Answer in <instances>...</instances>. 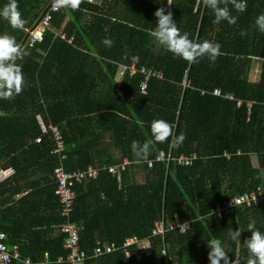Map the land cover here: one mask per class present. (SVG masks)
<instances>
[{"label": "trees", "instance_id": "1", "mask_svg": "<svg viewBox=\"0 0 264 264\" xmlns=\"http://www.w3.org/2000/svg\"><path fill=\"white\" fill-rule=\"evenodd\" d=\"M51 1L17 0L25 27L14 30L0 18V34L21 44ZM100 1L82 0L78 10L56 13L42 40L33 45L26 41L23 48L30 55L16 61L25 87L13 99H0V164L6 162L0 168H13L11 181L24 183L22 188L29 191L18 200L0 198V231L8 235L10 247L18 245L22 257L67 264L55 168L63 163L68 172H75L128 159L121 181L103 171L97 180L76 184L72 220L86 226L82 247L89 254L98 241L121 244L133 236L146 241L150 254L137 245L130 257L119 251L89 257L85 264H209L210 239L221 241L233 264H246L249 253L242 242L250 236L247 224L255 220L264 233V202L220 219L212 209L264 185V63L260 81L250 79L254 60L264 59V33L255 26L256 17L264 14V0H238L241 10L229 4L235 25L214 23L212 10L202 0H172L171 6L167 0ZM7 2L0 0V8ZM159 7L171 11L177 27L193 41L218 42L222 55L215 62L204 57L190 64L154 42L148 31L155 27L153 13ZM241 30L247 33L243 37ZM105 37L113 41L111 47L102 43ZM133 57H138V67L162 73L161 78L148 79L145 93L140 88L143 73L126 69L120 76ZM214 88L253 101L251 114L245 103L238 107L235 100L213 95ZM27 115L36 128L23 136ZM38 115L61 130L65 159L52 154V134L36 142L42 135ZM158 118L172 124L176 135L184 134L180 147L153 140L150 123ZM105 136L111 140L107 147ZM133 141H152L148 159L165 150L174 156L197 153L198 160L191 167L157 163L148 168L146 161L133 157ZM176 217L190 223L186 233L151 235L155 222L169 224ZM236 228L243 232L233 241L230 231Z\"/></svg>", "mask_w": 264, "mask_h": 264}, {"label": "built area", "instance_id": "2", "mask_svg": "<svg viewBox=\"0 0 264 264\" xmlns=\"http://www.w3.org/2000/svg\"><path fill=\"white\" fill-rule=\"evenodd\" d=\"M92 4H101L100 0H85ZM53 10L52 6L45 13L44 18L38 27L30 32V36L27 39V43L33 45L35 42L42 40L43 34L50 29L51 23L54 19L56 13L60 12ZM30 30H28L29 32ZM66 38L65 34L61 36ZM139 59L138 57H133L130 66H123L120 71V76H123L126 69L130 70V74H136L137 72L143 73L144 77L140 82L141 92H146L147 81L150 77L161 78L162 73L160 71L154 70L152 68H146L145 66L138 67ZM185 86H189V80L184 79L182 82ZM205 94V91H202ZM211 93L216 96H222L230 100H235L238 107H242L245 103L248 115L251 114L254 102L239 99L234 93H222L219 88H214ZM42 135L36 139L37 143H41L43 135L52 134L56 145L52 150V154L62 155L61 159H65L66 155H63L65 150V142L63 135L58 126L49 124L47 125L43 118L37 116ZM240 154V153H238ZM224 156L229 159L230 155L224 153ZM198 160L197 153L192 155H180L174 156L171 152L167 153L165 150H160L154 158L146 160V165L148 168H153L157 163H165L168 166L177 165L183 167H191ZM130 164L128 159H124L121 163L117 165L104 166L102 168L89 166L85 170H76L75 172H68L63 163H61L57 168H55V178L57 182L56 193L59 195V201L61 203L62 212L61 217L63 222L61 224L62 232L65 234L64 238V248L69 251L66 258L67 264H85L89 257H101L104 255L116 253L122 251L127 257H130V249L133 246L140 245L145 254L149 255L150 250L146 241L139 239L137 236L126 238L121 244L117 242L103 243L98 241L92 251L84 250L82 247V233L86 230V226L75 222L74 214L76 211V203L78 198V192L75 188L76 184H84V182L97 180L103 171H107L111 175L117 178L118 181L122 180L123 174ZM15 173L12 169L1 171L0 178L7 176L9 174ZM262 202H264V185H259L250 191L242 192L231 196V198L217 203L212 209V214L220 219L224 214L234 213L238 208H253L258 207ZM1 211V208H0ZM190 229V223H182L177 217L175 220L169 224L163 223V221H157L154 223L153 229L151 231L152 236L163 237L167 232L179 230L180 233L184 234ZM8 235L0 231V264H46L48 261H34L31 257H22L19 251L18 245L10 247L7 243ZM162 255H166V251H161ZM59 261H64L63 257H59Z\"/></svg>", "mask_w": 264, "mask_h": 264}, {"label": "clouds", "instance_id": "3", "mask_svg": "<svg viewBox=\"0 0 264 264\" xmlns=\"http://www.w3.org/2000/svg\"><path fill=\"white\" fill-rule=\"evenodd\" d=\"M203 4L212 10L214 23L227 21L230 25L237 23V18L231 15L228 7L231 4L236 10H241L238 0H202ZM82 0H52V8L59 11L62 8L78 10ZM167 5H172V0H167ZM223 5V6H221ZM153 15L156 17L155 27L148 31V35L153 38L166 51L175 57L192 64L199 63L200 59L207 57L215 62L222 55L221 45L207 39L195 42L189 38L188 34L182 33L173 19V13L166 11L164 7L157 8ZM0 18L6 20L14 30H23L26 21L22 18L17 0H8L0 8ZM255 26L258 31L264 33V14H260L255 19ZM247 33L241 30L243 37ZM102 43L111 47L113 41L105 37ZM30 52L16 42L14 37L8 34H0V99L10 100L22 93L25 87V78L22 66L16 61L29 56ZM150 132L156 143L170 142V148H178L183 144L185 136L183 133L176 135L174 126L164 119H154L150 123ZM152 141H133L131 151L137 162L146 161L151 153ZM247 231L250 236L243 239L242 246L249 253L246 264H264V233L256 228V221L252 220L247 224ZM242 230L239 228L230 231L233 241L240 240ZM209 249L207 258L209 264H233L231 257L225 251L219 239H210L207 243Z\"/></svg>", "mask_w": 264, "mask_h": 264}, {"label": "crops", "instance_id": "4", "mask_svg": "<svg viewBox=\"0 0 264 264\" xmlns=\"http://www.w3.org/2000/svg\"><path fill=\"white\" fill-rule=\"evenodd\" d=\"M263 63H264V59H256L254 60V63H253V66H252V70H251V73H250V79L252 81H260L261 79V73H262V69H263ZM118 81L120 80V78L117 79ZM19 103V102H18ZM2 116H6L5 114H1ZM17 118H24V115H21V114H17L15 115ZM31 117H29V115H27V118H26V124H27V127L25 129H23V132L21 135L23 136H28L27 134H29L30 132H33L36 128V125L33 124L34 122L32 120H30ZM36 123H38L39 125V122H38V119L36 117ZM40 127V126H39ZM18 135V134H16ZM104 146L103 147H107L106 144H109L111 143V140H110V137L109 136H105L104 137ZM1 151V149H0ZM6 163V162H4ZM3 164H0V166L4 165ZM12 169L14 172L15 170L11 167H1L0 168V172L1 171H6V170H10ZM15 173L13 174H9L7 176H4L3 178H0V184L3 185V187L0 189V198H16L17 200L19 198H22V196H25L27 193H28V189H23V185L24 183L22 182H13L11 181L13 176H14ZM35 178L37 176H39L38 174L37 175H33ZM21 190V191H20ZM229 214V213H228Z\"/></svg>", "mask_w": 264, "mask_h": 264}, {"label": "water", "instance_id": "5", "mask_svg": "<svg viewBox=\"0 0 264 264\" xmlns=\"http://www.w3.org/2000/svg\"><path fill=\"white\" fill-rule=\"evenodd\" d=\"M51 4H52V1H51L50 4L48 5V7L44 10V12L41 14V17H40V19L38 20V22L36 23V25L34 26V28H33L32 30H30V31L27 33L26 37L24 38V40H23L22 43L20 44L22 47H24V45L26 44V41H27L28 37L30 36V32L34 31V30L38 27V25L41 23L42 19H43L44 16H45V13H46L47 10L50 8Z\"/></svg>", "mask_w": 264, "mask_h": 264}]
</instances>
